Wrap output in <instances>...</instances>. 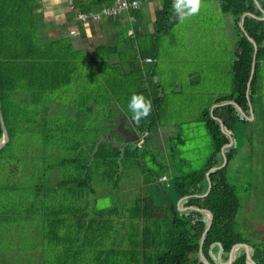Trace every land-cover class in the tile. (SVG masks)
Here are the masks:
<instances>
[{
    "label": "trees",
    "instance_id": "obj_1",
    "mask_svg": "<svg viewBox=\"0 0 264 264\" xmlns=\"http://www.w3.org/2000/svg\"><path fill=\"white\" fill-rule=\"evenodd\" d=\"M92 1L105 5L115 0ZM158 1L154 20L148 23L156 34L146 37L138 30L136 32L138 55L151 59L150 62L159 55L158 36L172 29L179 19L173 7L174 0ZM35 3V0H0V108L8 135V141L0 149V252L14 248L11 241L5 244L4 240L5 234H11L9 226L29 223L31 228L34 226L35 237L32 238L28 231L23 233L24 245L20 249L34 254L28 257L26 264H198L200 239L209 218L191 208L178 209L177 202L184 197L188 198L182 200L179 208L193 206L212 215L202 247V254L210 264L226 262L236 244L250 246L237 229L241 197L239 189L228 179V167L238 152L236 134L241 126L250 123V105L251 120H255V104L261 96L258 79L260 63L264 60V18H259L264 15V0H220V10L233 17L236 40L229 67V91L209 98L196 119L204 125L213 146L205 165L183 172L174 179L160 181L161 176H166V167L161 165L150 171L153 177L146 193L130 202L122 201L124 204L116 198L107 208L97 207L94 185L107 184L114 190L123 174L141 168L139 160L146 156L141 143L148 140L154 129L163 126L161 101L151 100L150 115L136 125L128 105L132 96L140 95L144 89L139 85H119L118 89L124 90L113 102L119 107V126L116 135L113 137L114 131L110 138L106 137L108 132L104 125L96 127V132L87 127H84L85 132L83 127L77 128L78 118L86 114L82 111L86 104L82 108L75 107L67 122L69 127L63 128L64 141L71 152L53 166V169H61L57 180L46 185L43 180L26 181L20 176L17 179L23 157L9 154V150L18 138V129L23 128L21 135L33 136L41 142L44 141L42 138L37 139L39 131L44 133L43 126L49 123L48 119L41 123L24 122L23 117H28L27 111H35L39 104H46L45 99L60 86L53 82L64 81V71L70 66L69 47L62 42L44 47L36 45ZM76 4L79 11L90 8L87 3ZM138 11L132 9L128 15ZM242 18L243 29L240 28ZM248 38L255 42L256 54L254 74L247 92L254 55V47ZM134 70L139 71L138 77L132 73ZM98 71L104 76V71ZM153 75L152 68L145 65L139 69L137 63H132L126 77L136 83ZM105 81L108 83L109 79L105 78ZM108 91L114 93L111 83ZM18 92H28L34 99L15 100ZM121 93L129 94V98L122 99ZM214 104L217 106L211 110ZM114 109V105H109L110 112ZM104 115L107 120H112L107 113ZM215 118L222 121L233 145L224 149L226 165L210 173V192L199 197L208 187L206 172L222 164L221 149L229 144V137L222 132ZM100 132L101 139L98 138ZM34 168L30 167L28 174L36 173ZM51 168L45 167L42 174L46 175ZM250 247L254 264H264V248ZM38 254L40 261H35ZM4 262L0 258V264ZM232 264H246L244 249L237 252Z\"/></svg>",
    "mask_w": 264,
    "mask_h": 264
},
{
    "label": "rangeland",
    "instance_id": "obj_2",
    "mask_svg": "<svg viewBox=\"0 0 264 264\" xmlns=\"http://www.w3.org/2000/svg\"><path fill=\"white\" fill-rule=\"evenodd\" d=\"M158 3H160L158 0H153L150 8L149 5L142 6V11H153ZM219 3L220 0H201L199 12L183 22L176 12L179 21L172 33L160 37L158 58L145 65L148 69L152 68L156 74L155 79L151 78V81L155 80L153 95L160 96L162 92L165 97V103L162 101L160 104L163 126L154 129L149 139L141 143L143 145L141 150L146 155L139 160L141 168L123 174L114 190L107 184L94 185L98 208L109 207L116 198L121 202H130L140 197V194L146 193L148 182L153 177L150 171L158 169L161 165L166 167L167 178L161 176L159 180H171L183 172L201 169L213 152L210 136L204 125L196 119L201 106L209 100L210 90L218 94L229 91L231 87L229 67L233 60L236 40L233 17L229 13H223ZM261 18L263 19L264 15ZM184 39H192L195 44L185 47L174 46V41ZM258 83L261 96L255 104V120L250 119V123L241 126L236 134L235 144L238 152L229 164L228 179L239 189L241 197V209L236 218L237 229L251 244L250 246L264 248V60L260 63ZM72 87V83H67L65 90ZM52 94H55L52 102L56 104L55 107L60 105L68 107L72 102L75 106L79 96L76 94L73 101H66L59 91ZM101 104L102 115L109 112L103 106L113 105L109 101ZM59 111L62 119L58 120V125L48 123L43 126L44 133L39 131L37 139L42 138L44 141L37 142L33 136L29 138L25 134L21 135L23 128L18 129L20 131L18 138L9 150V154L23 157L21 165L18 164L20 170L17 179L20 176V179L26 181L43 180L46 185H52L57 180L61 169H53V166L71 152L63 137V128L69 127L65 123L66 116L61 109L54 108L57 117H60ZM113 112L115 121H108L110 131L108 134L105 133L107 138H110L113 130L114 137L119 126V121L116 124L118 119L116 111ZM27 114L28 117H23L24 122L36 120L38 123L42 122L32 111H27ZM76 127L82 125L77 124ZM33 166L36 173L28 174L30 167ZM48 166H52L51 170L43 175L44 168ZM177 207L179 209L178 204ZM184 208L182 210H186ZM9 227L11 234L9 236L5 234L4 240L5 244L11 241L14 248L9 252H0V258L6 261L3 264H26V260L34 252L27 253L20 249L24 245L22 235L28 231L34 238V226L32 229L29 223H19ZM34 260L40 261L39 254Z\"/></svg>",
    "mask_w": 264,
    "mask_h": 264
},
{
    "label": "crops",
    "instance_id": "obj_3",
    "mask_svg": "<svg viewBox=\"0 0 264 264\" xmlns=\"http://www.w3.org/2000/svg\"><path fill=\"white\" fill-rule=\"evenodd\" d=\"M35 1L36 8L34 12V21L36 25V45L44 47L52 43L62 42L63 45L69 47L67 53L70 57V66L63 74V77L66 79L64 81L57 80L53 82V84H57L56 86L60 85L57 91H59V94L64 95L66 101H73L75 99L74 96L76 94L79 95L78 99L75 101V106L72 102V104L68 105V107L66 105L55 107L56 104L52 103L54 102L53 96L55 94H50V96L45 99L46 104H39V107L33 111V114L40 119V121L43 122L44 119H48L49 124L52 123L58 125V120L62 119L60 111V117H57V115L54 114V108H58L61 109L64 116H66L65 123H67L69 118H71V115H73L71 114L72 109L75 111V107L82 108L86 104L84 107L85 109L82 110L86 114L85 116L82 115L78 118L77 124L82 125L84 132V127L89 128L92 132H96V127H100L102 125L105 126L107 130L106 132H109V120L106 119V115L101 114V111L103 110L101 103L107 101L112 103L116 102L118 94L121 90H124H119V85H139L140 89H144L143 91L140 90L142 91L139 92L140 95H143L146 99H150L152 101L160 100L165 103V97L162 92L160 96L153 95V82L155 81L154 79L156 76L155 72L152 77L154 78L153 81H151V78H147L144 81H137L134 83L133 81H128L126 77V75L130 72L132 63H137L139 69L140 67L143 68L145 64L152 63L150 61H146L149 58L143 59L139 57V41L136 39V32L138 30L139 34L146 37L156 34V30L148 24L154 20V10H150V12L148 10L146 12L142 11V6L146 5L145 7H147V5H149L148 8H150V5H152L151 2L153 1L140 0V6L137 8V11H139L132 16L128 15V13H123L120 16L101 18L99 20L87 18L81 20L77 18V14L89 12L98 13L104 7L112 5L113 2L105 5H99L94 3L92 0H72L71 7L68 0ZM76 3H87L90 8L87 11H79ZM159 4L160 3H158V5ZM152 12L153 14H151ZM133 23L135 25V29L133 28ZM146 24H148V26H146ZM140 25L142 26V29L140 28ZM145 27H148V29H143ZM174 27L167 33H161L158 36V49H160V37L162 35H170ZM129 31H132L131 34ZM174 44L175 47L176 45L184 47L187 45L193 46L195 41L192 39H184L174 41ZM98 69H100V71H104V76L103 73L101 74L98 71ZM132 73H134L136 77L139 76V71L134 70ZM105 78L109 79L108 83H106ZM229 82L231 84L230 78ZM67 83H72L73 87L65 90V85ZM110 83L113 85L114 93L108 91ZM208 95L210 96L209 98H214L218 95V93L214 90H210ZM120 96L125 100L129 98V94L126 93H121ZM14 97L15 100L18 101L24 100V98H27L28 100L34 99V97L32 98L28 92L15 93ZM113 105L117 114L116 116L119 117V107H117V103H113ZM48 106L49 111H47ZM215 106H217V104L212 105L211 110ZM108 107L109 106H103L106 110H108ZM107 114L112 120L113 117H115V115H113V110L112 112L109 111ZM117 122L118 119H116V124ZM98 138H102L101 132ZM147 139H149V137Z\"/></svg>",
    "mask_w": 264,
    "mask_h": 264
},
{
    "label": "water",
    "instance_id": "obj_4",
    "mask_svg": "<svg viewBox=\"0 0 264 264\" xmlns=\"http://www.w3.org/2000/svg\"><path fill=\"white\" fill-rule=\"evenodd\" d=\"M256 4L258 5V2L256 1ZM247 15H250L252 17H255L254 15L250 14V13H247ZM262 19V18H261ZM243 18L240 22V28L243 29ZM250 40V42L252 43L253 47H254V55H253V58H252V68H251V74H250V78L248 80V83H247V92H248V89H249V85H250V82H251V79L253 77V74H254V66H255V54H256V44L255 42L251 39V38H248ZM246 92V93H247ZM229 103V102H227ZM231 104H234V102H230ZM213 108V107H212ZM250 118L251 119L253 117V112H252V108H251V105H250ZM219 124H220V128L222 130L223 133H225L228 137H229V144L225 145L222 147L221 149V153H222V156H223V160H222V164L220 166H217V167H212L210 168L207 172H206V179H207V182H208V187H207V190L204 194L202 195H199V197H205L209 192H210V189H211V179H210V173L215 171V170H218L222 167H224L227 163V158L224 154V149L227 148V147H231L233 145V139L232 137L230 136V134L226 133L225 130H224V125L222 123V121L218 118H215ZM0 123H1V127H2V141L0 143V149L6 144V142L8 141V135H7V130H6V127H5V124H4V120H3V117H2V114H1V108H0ZM188 197H184L182 199H180L178 201V206H180L182 200L186 199ZM188 208H191V209H194V210H197L205 215L208 216L209 220H208V224H207V227L205 228L202 236H201V239H200V245H199V253H198V264L199 263H203V264H210L207 259L203 256L202 254V247H203V239L207 233V231L209 230L210 226H211V222H212V215L210 212L206 211V210H203V209H199L197 207H185L184 209H188ZM180 210H182L183 208H179ZM240 249H244L245 250V258H246V264H254V262L252 261L251 259V247L248 245V244H245V243H242V244H236L235 246H233V248L231 249V252L229 254V258L226 262L222 263V264H232L236 258V255H237V252L240 250Z\"/></svg>",
    "mask_w": 264,
    "mask_h": 264
},
{
    "label": "clouds",
    "instance_id": "obj_5",
    "mask_svg": "<svg viewBox=\"0 0 264 264\" xmlns=\"http://www.w3.org/2000/svg\"><path fill=\"white\" fill-rule=\"evenodd\" d=\"M201 0H175L173 5L175 11L179 14L181 22L188 17L199 12ZM132 111V121L139 125L143 118L150 115L152 111V103L150 99H146L143 95L134 94L128 105Z\"/></svg>",
    "mask_w": 264,
    "mask_h": 264
},
{
    "label": "built area",
    "instance_id": "obj_6",
    "mask_svg": "<svg viewBox=\"0 0 264 264\" xmlns=\"http://www.w3.org/2000/svg\"><path fill=\"white\" fill-rule=\"evenodd\" d=\"M70 6L72 7V0H68ZM140 0H115L112 5H108L104 7L100 12H89V13H79L78 19H93L99 20L101 18H110L116 17L123 13H128L132 9H136L140 6ZM132 31H129L131 34ZM146 61H151V59H147Z\"/></svg>",
    "mask_w": 264,
    "mask_h": 264
}]
</instances>
